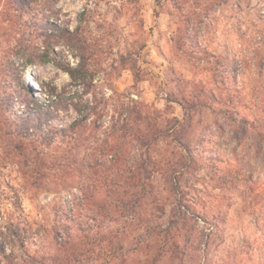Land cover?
<instances>
[{
  "label": "clouds",
  "instance_id": "1",
  "mask_svg": "<svg viewBox=\"0 0 264 264\" xmlns=\"http://www.w3.org/2000/svg\"><path fill=\"white\" fill-rule=\"evenodd\" d=\"M0 264H264V0H0Z\"/></svg>",
  "mask_w": 264,
  "mask_h": 264
}]
</instances>
